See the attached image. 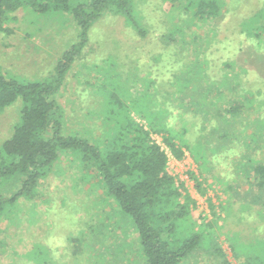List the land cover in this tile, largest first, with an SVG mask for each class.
<instances>
[{"label":"rangeland","instance_id":"obj_1","mask_svg":"<svg viewBox=\"0 0 264 264\" xmlns=\"http://www.w3.org/2000/svg\"><path fill=\"white\" fill-rule=\"evenodd\" d=\"M131 3L132 16L146 35L139 37L119 14L104 12L92 25L80 60L58 91L63 135L103 146L115 127L110 113L117 98L124 107L134 100L132 116L146 130L150 121L142 119V110L156 109L143 113L144 118L168 111L167 127L179 139L182 133L190 151L177 161L163 142L166 133L151 138L168 156V174L183 183L182 194L194 202L189 228L207 235V242L181 264H240L237 252L262 255L264 190L257 195L249 176L253 166L264 163V129L255 127L258 116L252 114L258 113L260 102L264 114V44L255 45L256 40L264 43V17H257L264 13V0H220L224 19L215 28L191 22L189 12L172 10L168 0ZM2 27L1 71L20 81L50 80L77 35L69 15H37L26 8L12 13ZM177 29L183 34H176ZM240 47L249 66H259V79L242 73ZM224 55L236 63L221 73L216 56ZM201 76L202 84L196 82ZM195 87L200 102L179 106L181 90L192 94L186 89ZM235 100L242 104L239 117L246 122L227 125V139L219 141L222 124H234L227 109ZM21 104L17 99L0 111V145L10 137ZM211 106L223 121L203 110ZM202 142L208 144L198 146ZM5 211L0 217V264H146L131 221L106 195L92 164L71 151L61 153L33 201Z\"/></svg>","mask_w":264,"mask_h":264},{"label":"trees","instance_id":"obj_2","mask_svg":"<svg viewBox=\"0 0 264 264\" xmlns=\"http://www.w3.org/2000/svg\"><path fill=\"white\" fill-rule=\"evenodd\" d=\"M187 2L185 6H181L180 0H168L172 10L183 8L189 12L191 22L198 20L200 23L213 25V28L219 27L223 22L224 11L220 0ZM24 8L37 15H69L74 21L77 35L75 42L58 61L50 80L20 81L8 78L0 68V111L17 99L22 103L10 137L0 145V217L7 212L5 210L8 207H14L24 200L33 201L61 153L71 151L78 154L83 163L92 164L104 184L106 195L113 200L120 213L131 221L146 264H181L194 256L200 245L207 242L204 237L207 235L203 231L189 228L187 217L194 202L188 194H182L183 183L168 174V156L151 138V134L166 133L163 142L170 155L177 161L184 158L189 147L185 145L182 133L179 139L178 134L167 127L165 122L168 111L144 118L143 113H152L156 109L147 107L142 110V119L146 123L147 120L150 121L147 123L149 129L146 130L132 116L130 109L134 100L124 107V103L117 98L114 101L116 106L110 113L115 127L103 146L83 138L63 135L65 120L57 101L58 91L64 84L66 73L80 60L92 25L104 12L119 14L125 17L139 37L146 35L132 16L131 0H0V31H5L2 25L12 13ZM257 17H264V13ZM174 32L183 34L181 29ZM175 33L170 36L173 37ZM167 37L164 39L166 44ZM168 40L172 41L171 38ZM263 44L257 40L255 42L259 47ZM239 51V61H243L240 67L245 78L253 75L259 79L262 75L259 66H249L247 56L241 52L243 48L240 47ZM224 57L226 56H216V67L221 73L226 67L230 68L236 63L235 60ZM200 79L196 82L204 83L202 76ZM196 88L186 89L192 94H184L185 90H181L178 105L183 107L185 101L190 106L200 102L201 98L195 96V90H198ZM211 93L213 91L208 94ZM154 101L158 104L155 99ZM262 103L258 104V113H252L258 116L252 122L259 130L264 129ZM158 106L162 110L161 105ZM200 107L196 110L201 113ZM213 107L203 110L213 118L223 121V116L220 114L217 117V109ZM242 112L243 106L237 100L228 107L227 113L234 124L220 123L224 125V129L220 130L219 141L227 139L228 126H244L246 119L239 117ZM213 138L217 139L216 136ZM202 143L203 145L198 146H204L206 142ZM200 155L205 158L201 153ZM251 171L249 179L259 189L256 190L259 192L257 195H261L260 190H264V163L256 164ZM199 184L200 182H195L197 188ZM220 252L218 250L219 254ZM234 256L240 264H264V252L259 256L248 253V257L237 252ZM224 263L228 264L226 261Z\"/></svg>","mask_w":264,"mask_h":264}]
</instances>
